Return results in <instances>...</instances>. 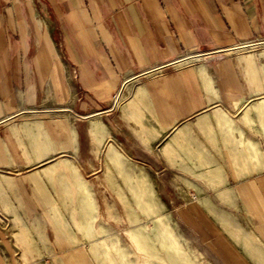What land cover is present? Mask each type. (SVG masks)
Listing matches in <instances>:
<instances>
[{
    "label": "crops",
    "instance_id": "0c3cea01",
    "mask_svg": "<svg viewBox=\"0 0 264 264\" xmlns=\"http://www.w3.org/2000/svg\"><path fill=\"white\" fill-rule=\"evenodd\" d=\"M115 94L124 102L109 110ZM210 110L234 149L230 186L264 243V0H0V236L14 217L20 242L35 213L50 221L52 166L85 163L91 178L99 151L121 164L122 149L145 147L138 124L151 141L165 137L174 160L191 147L188 123L209 130ZM239 119L259 135L244 137ZM240 147L262 157L238 160Z\"/></svg>",
    "mask_w": 264,
    "mask_h": 264
},
{
    "label": "rangeland",
    "instance_id": "374dc122",
    "mask_svg": "<svg viewBox=\"0 0 264 264\" xmlns=\"http://www.w3.org/2000/svg\"><path fill=\"white\" fill-rule=\"evenodd\" d=\"M223 53L201 58L214 60ZM122 102L118 99L115 103L112 98L109 110ZM237 111L236 119L241 109ZM205 114H211V124L207 125L209 130L199 128L197 120L188 123L191 147L174 149V160L161 149L167 139L161 137L151 141L137 123V138L145 147L128 148L126 152L122 149L123 163L117 164L118 169L112 166L103 151L97 155L103 154L105 162L96 165L93 177L90 178L85 163L78 165L77 173L93 198L94 242L77 228L75 220L79 217V211L76 204L72 205L76 210L59 211L60 220L55 218L52 211L49 212L50 221L45 211L35 213L34 219L26 227L28 229H23L21 242L17 239V233L24 226L18 225L14 217L12 227L7 232L8 237L0 236V264H58L59 261L68 264L65 256L69 253L79 254L82 258L80 264H100V259L90 254V245H107L109 239L122 247L128 264H147L150 259L169 264L162 259L160 252L154 258L137 245L131 231L133 223L126 216V208L136 210L137 206L150 214L138 216V224L143 226L145 232L150 233L153 226L160 223L175 236V244L192 264H264V243L257 228L259 219L252 212L244 210L246 206L242 197L229 183L232 164L228 160L234 155V149L223 147L224 133L218 131V123L212 117L213 110ZM181 126L174 127L164 135L172 134ZM239 127L245 130L242 133L246 138L259 135V132H253L254 127L247 126L240 119ZM236 150L238 160L253 150L259 151L262 157L260 148L240 147ZM261 157L253 156L256 161H260ZM239 166L235 164L234 169L237 176L242 177L244 175ZM117 186H120L121 194L117 192ZM52 189V197L57 198L58 202L54 206H62ZM61 222L75 236L76 243L68 240L60 227ZM34 224L41 228H34ZM100 226L107 232L101 233ZM1 231L6 233V229L0 228ZM107 264L113 263L108 261Z\"/></svg>",
    "mask_w": 264,
    "mask_h": 264
},
{
    "label": "bare ground",
    "instance_id": "6f19581e",
    "mask_svg": "<svg viewBox=\"0 0 264 264\" xmlns=\"http://www.w3.org/2000/svg\"><path fill=\"white\" fill-rule=\"evenodd\" d=\"M118 161V159H117ZM118 169V165L115 163L112 165ZM113 170V169H112ZM47 172L48 176H52L54 173L58 172L59 177V202H61L60 207L51 206L52 212L57 220H60L59 211L62 209L73 211H79V217L75 220L77 223L78 230L91 242L95 235V229L93 228L94 215V204L93 198L90 192L87 190V185L80 178L78 173L72 168L68 163H61L52 166ZM112 176H110L111 178ZM117 192H121L120 186H117ZM121 194V193H120ZM76 204V209L72 206ZM143 207L137 206V209L131 210L126 208V216L132 225V234L134 235L137 245L141 250L146 252L149 256L156 258L159 255L163 260L168 261L169 264H192V262L185 258L182 254L181 249L175 244V236L168 230L164 229L160 223H156L150 233L145 232L143 226L138 224L139 215L150 214L145 211ZM147 212V213H146ZM60 227L63 229L65 235L71 243H76L75 236L71 235L65 228L66 225L62 222ZM99 231L101 233L107 232V230L100 226ZM90 254L94 258L100 259V264H107L108 261L113 264H128L126 256L123 252L122 247L117 244L116 241L109 239L108 244H92L90 245ZM98 259V260H99ZM58 264H63L59 261ZM147 264H162L157 261H152L151 259Z\"/></svg>",
    "mask_w": 264,
    "mask_h": 264
},
{
    "label": "built area",
    "instance_id": "2783aa9c",
    "mask_svg": "<svg viewBox=\"0 0 264 264\" xmlns=\"http://www.w3.org/2000/svg\"><path fill=\"white\" fill-rule=\"evenodd\" d=\"M261 43H262V41L254 40L252 42L242 44L241 48L242 49H248V48L255 47L256 45L261 44ZM222 52H224V51H215V52L207 53L203 56L209 57V56H213L215 54L222 53ZM194 54H196V53H194ZM194 54H190L187 56H193ZM113 98H114V102L116 103L118 101V95H114Z\"/></svg>",
    "mask_w": 264,
    "mask_h": 264
},
{
    "label": "water",
    "instance_id": "95a60500",
    "mask_svg": "<svg viewBox=\"0 0 264 264\" xmlns=\"http://www.w3.org/2000/svg\"><path fill=\"white\" fill-rule=\"evenodd\" d=\"M211 60V59H210Z\"/></svg>",
    "mask_w": 264,
    "mask_h": 264
}]
</instances>
